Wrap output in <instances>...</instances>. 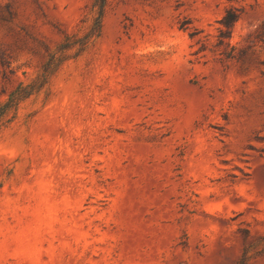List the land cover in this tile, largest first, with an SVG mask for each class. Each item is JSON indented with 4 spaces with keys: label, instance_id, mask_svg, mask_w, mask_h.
Masks as SVG:
<instances>
[{
    "label": "rangeland",
    "instance_id": "obj_1",
    "mask_svg": "<svg viewBox=\"0 0 264 264\" xmlns=\"http://www.w3.org/2000/svg\"><path fill=\"white\" fill-rule=\"evenodd\" d=\"M96 15L0 0V102L60 58L0 128V264H264V0Z\"/></svg>",
    "mask_w": 264,
    "mask_h": 264
},
{
    "label": "trees",
    "instance_id": "obj_2",
    "mask_svg": "<svg viewBox=\"0 0 264 264\" xmlns=\"http://www.w3.org/2000/svg\"><path fill=\"white\" fill-rule=\"evenodd\" d=\"M106 0H95V4L97 5V15L94 18V23L91 28V31L83 36L80 39H77L75 41H72L73 43H78L80 47H84L91 36H98L101 31L102 26V15H103V7L105 5ZM241 11L238 8L235 7H229L225 10L222 17L217 21L219 24L218 27V34H217V45H229V39L232 34V29L235 24V22L238 20L239 15ZM260 28L264 30V19L260 24ZM200 33V30H197L196 28H193L189 32L190 37H194ZM70 37L65 38V43L62 45L61 48H65L69 45H71ZM203 47V46H202ZM233 47L230 46V51L226 54L227 57H234V54L232 53ZM59 62L60 58H55V56H51V58L47 61L46 64L43 65L42 70L40 74L38 75L37 79L25 86H22L19 84L13 91H11L8 94V97L4 102H0V128L5 126L6 123H8L11 119L9 117V114L13 112L17 106V104L23 100L24 98L28 97L32 93L37 92L39 89H41L45 84L48 83L49 78L52 74V72L55 69V62Z\"/></svg>",
    "mask_w": 264,
    "mask_h": 264
}]
</instances>
